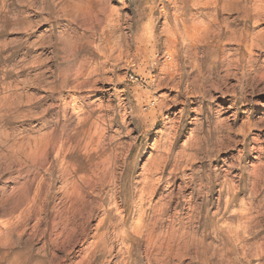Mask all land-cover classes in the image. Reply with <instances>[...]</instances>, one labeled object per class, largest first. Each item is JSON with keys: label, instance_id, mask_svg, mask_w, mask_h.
Masks as SVG:
<instances>
[{"label": "rangeland", "instance_id": "1", "mask_svg": "<svg viewBox=\"0 0 264 264\" xmlns=\"http://www.w3.org/2000/svg\"><path fill=\"white\" fill-rule=\"evenodd\" d=\"M261 12L0 0V264H264Z\"/></svg>", "mask_w": 264, "mask_h": 264}, {"label": "bare ground", "instance_id": "2", "mask_svg": "<svg viewBox=\"0 0 264 264\" xmlns=\"http://www.w3.org/2000/svg\"><path fill=\"white\" fill-rule=\"evenodd\" d=\"M255 3V2H254ZM256 6H257V4H256ZM255 6V7H256ZM259 7V6H258ZM259 10V9H258ZM261 10V9H260ZM254 13V12H253ZM251 14V13H250ZM255 14V13H254ZM247 16V15H246ZM261 19H264V12H261V13H259V15H258V17H256V21L255 22H260V20ZM211 24V23H210ZM261 24V23H260ZM257 27V26H256ZM222 29V28H221ZM216 30H217V28H216ZM215 30V31H216ZM220 30V29H219ZM264 30V29H263ZM263 30L261 31V32H263ZM256 32V31H255ZM259 32V31H258ZM213 33V32H212ZM219 33V32H218ZM243 34V33H242ZM256 34V33H255ZM260 34V33H259ZM258 34V35H259ZM250 35V34H249ZM206 36V35H205ZM237 37V36H236ZM241 37V36H240ZM250 37V36H249ZM252 37V36H251ZM254 38V37H253ZM173 39V38H172ZM214 39V38H213ZM216 39V38H215ZM249 39V38H248ZM258 40V39H257ZM261 40V39H260ZM262 40H263V38H262ZM171 41V40H170ZM250 41V40H249ZM244 42V41H243ZM253 42H254V40L251 42L252 44H253ZM257 44H259V43H257ZM256 45V44H255ZM250 47V46H249ZM256 49V48H255ZM236 51V50H235ZM170 54V53H169ZM172 56V55H171ZM172 59V58H171ZM168 63H170V62H168ZM165 67V66H164ZM166 68V67H165ZM142 216V215H141ZM104 221V220H103ZM103 223V222H102ZM101 227V226H100Z\"/></svg>", "mask_w": 264, "mask_h": 264}]
</instances>
